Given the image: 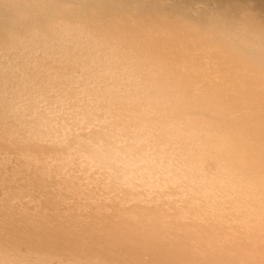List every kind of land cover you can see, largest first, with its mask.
Masks as SVG:
<instances>
[{
    "label": "bare ground",
    "instance_id": "obj_1",
    "mask_svg": "<svg viewBox=\"0 0 264 264\" xmlns=\"http://www.w3.org/2000/svg\"><path fill=\"white\" fill-rule=\"evenodd\" d=\"M0 264H264V0H0Z\"/></svg>",
    "mask_w": 264,
    "mask_h": 264
}]
</instances>
